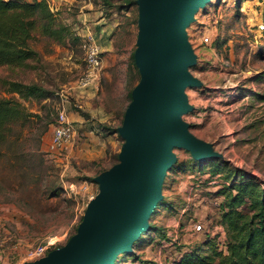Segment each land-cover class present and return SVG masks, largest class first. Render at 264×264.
Here are the masks:
<instances>
[{"label":"rangeland","instance_id":"rangeland-1","mask_svg":"<svg viewBox=\"0 0 264 264\" xmlns=\"http://www.w3.org/2000/svg\"><path fill=\"white\" fill-rule=\"evenodd\" d=\"M50 5L57 23L71 34L59 43L36 30L30 44L40 53L37 68L0 72L37 81L50 92L43 99H21L35 116L16 126L17 140L0 142V264L33 263L56 253L92 219L90 204L101 193L100 177L125 162L129 141L120 128L142 81L137 1L129 8H119L116 0H51ZM261 24L264 0H203L192 10L184 37L194 81L183 88L187 108L176 120L201 141L204 156L185 146L171 147L148 228L112 264H180L186 253L210 254L213 239L221 246L217 191L225 179L213 168L222 160L264 183V100L255 95L264 91ZM104 30L112 48L102 51L100 78L83 85L81 38L90 35L96 42V33ZM131 51L140 71L139 80L132 81V100ZM1 95H8L2 86ZM62 107L74 133L53 154L49 140ZM57 186L58 194L50 196ZM199 223L201 229H194ZM39 244L47 246L44 257L28 258Z\"/></svg>","mask_w":264,"mask_h":264},{"label":"water","instance_id":"water-1","mask_svg":"<svg viewBox=\"0 0 264 264\" xmlns=\"http://www.w3.org/2000/svg\"><path fill=\"white\" fill-rule=\"evenodd\" d=\"M141 25L138 56L142 81L120 132L128 138L125 162L100 177L102 190L90 204L92 219L62 250L25 264H112L148 228L159 200L171 147L185 146L198 158L204 146L176 120L187 108L183 88L193 84L184 26L203 0H136Z\"/></svg>","mask_w":264,"mask_h":264},{"label":"trees","instance_id":"trees-1","mask_svg":"<svg viewBox=\"0 0 264 264\" xmlns=\"http://www.w3.org/2000/svg\"><path fill=\"white\" fill-rule=\"evenodd\" d=\"M104 1L109 4L112 0ZM116 2L120 3L119 8L136 5L135 0ZM36 30L59 43L71 34L68 27L57 23L46 0H0V72L4 69L14 72L37 68L40 53L30 44ZM127 71L128 94L132 100V81L134 77L136 80L140 77L133 51L128 57ZM260 76H264V70ZM0 86L8 94L0 96V142L9 141L11 137L17 140L21 133L13 132L16 126L23 127L29 117L35 116L21 99H43L50 92L37 81L25 82L9 75H0ZM255 95L264 100V91ZM36 116L39 117L38 114ZM107 129L102 127V130ZM21 155L23 157L24 154ZM213 169L222 173L225 179L217 191L222 196L218 222L224 231V240L220 246L213 239V249L208 255H199L196 251L186 253L180 264H264V183L224 160ZM59 190L57 186L49 195L54 196ZM153 228L155 226L149 225L148 230Z\"/></svg>","mask_w":264,"mask_h":264},{"label":"built area","instance_id":"built-area-1","mask_svg":"<svg viewBox=\"0 0 264 264\" xmlns=\"http://www.w3.org/2000/svg\"><path fill=\"white\" fill-rule=\"evenodd\" d=\"M50 5L51 0H46ZM261 29L264 25L259 26ZM205 41H208V37H204ZM80 48L83 55V61L85 63V72L80 78V83L86 85L92 83L100 78L103 69V55L102 50L92 39L90 35H85L81 38ZM74 133V126L67 118L64 108L62 107L58 113L56 122L53 124L52 133L49 140L48 150L50 153L56 154L57 151H61L66 142L71 138ZM194 229H201V224H196ZM47 246L45 244H39L28 252V258L40 259L44 257Z\"/></svg>","mask_w":264,"mask_h":264},{"label":"crops","instance_id":"crops-1","mask_svg":"<svg viewBox=\"0 0 264 264\" xmlns=\"http://www.w3.org/2000/svg\"><path fill=\"white\" fill-rule=\"evenodd\" d=\"M97 33L96 44L100 47V49H102V51H108L110 48H112L111 40H109V37L107 36L105 30L101 31L98 34Z\"/></svg>","mask_w":264,"mask_h":264}]
</instances>
